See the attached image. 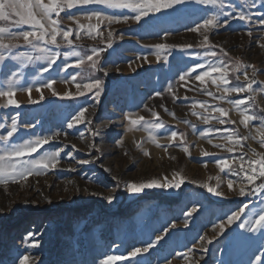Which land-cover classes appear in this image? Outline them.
Masks as SVG:
<instances>
[{"label":"rangeland","instance_id":"1","mask_svg":"<svg viewBox=\"0 0 264 264\" xmlns=\"http://www.w3.org/2000/svg\"><path fill=\"white\" fill-rule=\"evenodd\" d=\"M238 10L247 12L252 20L239 19ZM93 12L104 16L134 14L129 9L104 4L65 8L54 18L59 19L61 27L73 28L70 38L74 45L69 46L58 37L61 56L47 72L42 71L48 66L47 59L26 65L11 58L0 62V87L16 72L14 99L20 104L18 108L5 107L6 100L0 98V123L6 124L0 129V135L6 134L11 118L19 113L13 142L60 133L26 159L63 150L56 169L32 175L27 181L0 184V264H19V258L25 254L30 255L35 264H99L105 255L127 256L133 248L142 247L161 235L165 228L168 232L149 252L117 260L116 264H166L168 261L171 264H256V256H264V234L250 232L247 227L241 229L239 225L256 218L264 209V191L253 194L257 185L264 183V178L249 184L239 171V157L244 156V167L248 168L246 161L255 158L251 150L264 152V147L251 138L241 142L243 148L227 139L229 134L233 141L248 136L249 132L256 135L255 128L260 121H252L249 128H245L240 123L241 112L228 102L252 94L230 93L226 99H216L222 94V88L212 84L211 78H206L209 82L201 86L195 76L220 60L227 63L240 59L244 64L255 65L257 83L252 86L255 99L246 106L250 114L264 116V91H261L264 88V48L260 46L264 44V26L257 23L264 14V0H224L222 12L231 13L227 17L219 14L217 5L197 0H186L174 9L150 14L139 22L130 19L127 23L109 25L96 17L87 19ZM213 14H219L218 27L193 30ZM70 16L85 25V29L88 24L99 23L96 31L100 35L94 31L96 39H92L85 30H80V39H76L77 25L68 18ZM225 18L228 24L223 23ZM109 31L112 32L110 38ZM203 35L209 37L211 47L201 46ZM160 43L172 47L162 50L161 59L157 60L154 45ZM182 45L191 47H180ZM48 47L57 50L54 45ZM92 49H103L95 70L82 71L75 66L65 70V65H73L76 57H65L64 52L75 50L90 55ZM18 52L32 50L28 47L13 50V54ZM211 52L217 55L208 54ZM165 56L167 59L163 58ZM196 64L204 65V69H196L181 81L180 76ZM243 71L229 72V86L246 82ZM247 71L251 77L253 69ZM77 72L104 82L98 101L94 90L83 96L63 98L65 92H77L76 83L80 78L76 82L70 79ZM213 77L218 79V74L213 73ZM49 80L54 81L51 89L43 87ZM169 86L173 92L167 91ZM203 87L214 96L205 94ZM25 88H31V93L24 91ZM53 90L60 95H53ZM157 92L161 95L156 96ZM29 98L36 102L30 103ZM200 101L207 103V110L199 106ZM212 106L228 111V116L222 117L227 123H220L219 113L213 112ZM81 108H87L85 120L68 128V122ZM153 112L159 113V120L164 122L163 128L153 131L159 146L149 138L148 131L140 126L133 128L126 118L142 116L145 120H154ZM203 116L209 117L207 122ZM96 130H99L98 136L93 135ZM173 131L178 134L175 140H171ZM93 143L99 151L90 147ZM185 147L188 152L184 151ZM229 147L234 151L229 152ZM205 152L209 155H204ZM225 159L231 171L227 168L221 171L216 164L217 160ZM85 160L89 163H80ZM175 172L185 177L180 189L152 188L129 193L125 187L128 181L172 179ZM229 180L233 182L232 190L227 186ZM204 185L215 187L224 195L217 196ZM241 187L245 189L244 196L238 194ZM152 193L171 196L178 202L170 205L143 200V204H139L142 195ZM108 195L115 196L111 203L106 199ZM194 205L197 211L187 216ZM245 205L240 219L227 224V217ZM221 221L225 222V230L217 235ZM28 232H33L40 241L38 247L31 246ZM201 237L205 240L201 241ZM212 237L215 239L208 244L207 240ZM189 249L193 251L189 253ZM178 254H186L187 260Z\"/></svg>","mask_w":264,"mask_h":264},{"label":"snow or ice","instance_id":"2","mask_svg":"<svg viewBox=\"0 0 264 264\" xmlns=\"http://www.w3.org/2000/svg\"><path fill=\"white\" fill-rule=\"evenodd\" d=\"M186 2V0H0V62H4L7 59L11 58L14 60H19L25 65L27 63H31L35 60L47 59L48 66L43 68V72H47L53 64H55L56 60L61 56V52L59 51L60 43L58 42V37H61L64 42H66L69 46L74 45V41L70 38L73 35V28L69 26L67 29L61 27L59 19L60 13L64 11L65 8L71 9L76 7L77 5H87V4H104L110 8H118V9H129L134 14L132 16L121 15V16H104L100 12H93L87 19L91 20L92 17H96L98 21L106 20L109 25L113 23H127L130 19L139 22L142 18L149 16L150 14H155L162 12L168 9H174L177 5H182ZM199 3L203 4H212L217 5L220 10L219 14H223L225 17L230 16L231 13H223L222 10L224 8V0H197ZM254 6V5H252ZM219 14H213L209 18L204 19L202 25H197L194 31H198L201 27L208 30L213 27L219 26ZM55 17L57 18H54ZM236 16L245 21H251L252 16L243 10H238L236 12ZM70 20H74L77 29L75 31L76 39H80V30H85V33L88 36H91L92 39H96V35H100L97 29H99V23L96 25L88 24L85 29V25L81 24L75 17H68ZM228 19L225 18L223 23L228 24ZM257 23L259 25L264 26V14L260 15ZM25 26H27L28 30H25ZM96 31V35H93V32ZM108 37L112 36V32H108ZM167 33H165V36ZM248 35L251 36L252 32L249 31ZM22 42V43H21ZM48 45L56 46L55 51L48 47ZM108 46L111 47V40L108 41ZM202 47H211L209 42V37L207 35H203V43ZM264 48V44L260 45ZM19 47H28L32 50V52H18L13 54V50ZM157 49V60L161 59L160 52L162 50H168L169 45L160 43L154 45ZM180 47H191V45H182ZM103 49H92L90 55L82 54L78 51L64 52L63 55L65 57L74 56L76 59L73 61V65H65V70L70 66H75L83 70H95L98 66V57L99 53L102 52ZM32 53H39L38 55H33ZM211 56H216V52L208 53ZM224 55L227 56V53L224 52ZM94 57L96 59H94ZM167 59V57H163ZM146 60L147 57H144ZM231 64V67L229 65ZM248 68H252V76L249 77ZM196 69H204V65L196 64L195 68L189 69L188 72L184 73L180 76L181 81H185L186 77H188L192 72H195ZM241 69H244L243 76L245 78V83L232 87L230 85V80L228 79L229 72H240ZM257 69L255 65L252 64H244L242 60L235 59L229 62H225L223 60L214 62L213 64H209L206 70H202L198 75L195 76V80L199 81L201 86L207 85L209 82L206 78H211V83L216 85L218 89L222 88V94L219 97H215L216 99H226L227 95L230 93H251L252 95L246 96L244 99L239 100H229L230 104H233L240 112H241V121L245 128H249V124L252 121L259 120V126L255 128L256 135H253L249 132L248 136H240L235 141H233V136L229 134L227 139L230 142H234L239 144L241 148L244 147V144L241 143L249 138L253 140H258L261 147H264V116L257 117L254 114H250L247 108V104L255 99V90L253 89V84L257 83L255 80ZM213 73L218 74V79L213 77ZM105 74H107L105 72ZM17 76L16 72L12 73L11 77L6 78V82L4 86L0 87V98H4L6 100L7 106H15L20 107L19 102L14 99L15 93L17 91V80L15 77ZM80 78V82L76 83L77 92L74 94L70 91L65 92L63 94V98H74L75 96H83L86 92H93L96 100L98 101L101 93L104 90V82L101 79L90 78L86 76H82L81 72H77L75 75L71 76V81L76 82L77 79ZM238 80L239 77L237 76ZM67 83L68 81H64ZM54 81L49 80L47 84L43 85V87H47L49 89L53 88ZM83 89L84 91H81ZM24 91L31 93V88H25ZM40 89L37 88V91ZM202 90L208 96H214V93L209 91L207 87H203ZM169 92H173L171 86L167 89ZM264 91V88L261 89ZM53 95H60L59 93L53 90ZM156 96H160L161 93H155ZM40 99L43 100L44 96L41 94ZM30 103H35L36 101L31 100L29 98ZM199 106L202 109L207 110V103L205 101H200ZM163 107V106H162ZM195 107V105H194ZM212 111L219 113L220 123L224 124L228 121L224 120L222 117L228 116V111L223 107L212 106ZM264 111V110H262ZM87 112V108H81L74 116H72L71 120L68 122L67 127L72 128L76 124H80L85 120V113ZM196 114V113H194ZM174 115V113H173ZM152 116L155 118L154 120H145L144 117H137L136 119L131 118V116L126 117L130 123V125L135 128L137 126L143 127L149 133V138L153 143H156L159 146L157 138L153 135V131L156 129H161L164 127V122L159 120V113L153 112ZM18 117L19 113L16 116L11 118V124L8 126V130L6 134L0 135V184H8L9 182H18V181H27V179L32 175H41L45 174L46 171H50L56 169L60 163V155L63 151L62 149L56 151L45 152L42 155H39L38 158L26 159L25 157H32L33 153H37L39 149L43 147V145L48 144L50 141L57 138L60 133L53 132L51 135L46 136H37L34 139L22 140L21 142H13L14 134L18 131ZM205 122L209 119L207 116L202 117ZM231 123H235V121H231ZM6 127L5 123H0V129H4ZM27 127H31L28 125ZM129 131L132 128L128 129ZM227 131V130H226ZM99 130H96L93 135L98 136ZM177 132H171V140H175L177 138ZM182 135V134H181ZM122 143V141H121ZM140 147V145H137ZM217 147H222V145H216ZM73 148L76 147L75 144L72 145ZM90 147L96 148L97 151L100 149L93 143ZM229 152H233L234 148L229 147L227 149ZM185 152H188V148H184ZM255 158L248 159L246 163L248 164V168L244 167L245 160L244 156L239 157L241 163L239 167V171L243 172L244 178L247 180L249 184H253L258 178H264V152H257L255 149L251 150ZM145 155H148L145 150ZM204 155H209V153L205 152ZM235 160V158H234ZM80 163H89V161H80ZM216 164L221 167V171L225 168L231 171V165L228 160H217ZM239 174V173H237ZM185 182V177L181 175L179 172H175L173 174L172 179L165 177L163 181L158 179H148L140 182L128 181L125 184V187L129 193H141L145 189L152 188H160V189H180L182 184ZM195 183V181H193ZM229 190L233 189L232 180L228 181ZM207 187L208 191L214 193L217 196H222L224 193L217 190L215 187H211L208 185H204ZM255 191H264V183L257 185ZM240 196L246 195L245 189L241 187L239 189ZM107 201L111 203L114 199V195H108L106 197ZM27 203V201L25 202ZM33 203H35L33 201ZM247 205L243 208L239 209L237 212H233L231 215L227 217V224H232L236 220L240 219L241 214L244 212ZM197 211V206H193L187 216H191L192 213ZM188 220L185 219L184 224L187 226ZM173 227L175 225H172ZM225 222L221 221L219 224V232L217 235H220L225 230ZM239 227L244 229L247 227L250 232L261 231L264 234V209H261L260 213L256 218H250L243 223H240ZM168 228L163 230L161 235H157L154 240L145 244L142 247H135L131 251L127 253V256H115V255H105L102 259L99 260V264H116L117 260H126L128 258H135L138 255L149 252L156 244H158L162 239L164 234L168 232ZM27 238H32V247H38L40 241L35 238V234L33 232H28ZM26 238V239H27ZM211 239L207 240V243L210 244L212 242ZM205 237H201V241H204ZM193 250L189 249L188 252L191 253ZM203 251H207V248L204 247ZM184 255V259L187 260L186 254H178ZM38 259V258H35ZM256 264H264V256H256L255 258ZM19 264H35V260L30 257V255L25 254L19 258ZM166 264H171L170 261L166 262ZM198 264V262H197Z\"/></svg>","mask_w":264,"mask_h":264},{"label":"trees","instance_id":"3","mask_svg":"<svg viewBox=\"0 0 264 264\" xmlns=\"http://www.w3.org/2000/svg\"><path fill=\"white\" fill-rule=\"evenodd\" d=\"M143 200H154L155 202L160 203V204H170V205L175 204L176 202H178L177 199L172 198L171 196H166V195L163 196V195H160L158 193L142 195L140 197V200H139V202H141V203H139L140 205L143 204L142 203Z\"/></svg>","mask_w":264,"mask_h":264}]
</instances>
